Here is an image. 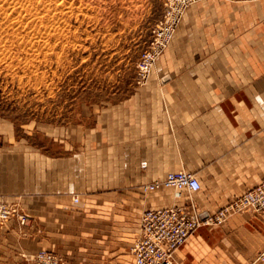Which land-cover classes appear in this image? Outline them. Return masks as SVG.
<instances>
[{
	"label": "crops",
	"instance_id": "0c3cea01",
	"mask_svg": "<svg viewBox=\"0 0 264 264\" xmlns=\"http://www.w3.org/2000/svg\"><path fill=\"white\" fill-rule=\"evenodd\" d=\"M82 117L52 135L59 154L0 136V202L28 216L0 229V264L41 251L69 264H135L142 214L178 203L173 190L144 186L196 174L198 210L214 214L264 180V0L197 5L144 84ZM261 252L264 218L248 212L199 228L175 261L243 264Z\"/></svg>",
	"mask_w": 264,
	"mask_h": 264
},
{
	"label": "rangeland",
	"instance_id": "374dc122",
	"mask_svg": "<svg viewBox=\"0 0 264 264\" xmlns=\"http://www.w3.org/2000/svg\"><path fill=\"white\" fill-rule=\"evenodd\" d=\"M208 1L0 0V136L59 154L55 131L127 96L158 27Z\"/></svg>",
	"mask_w": 264,
	"mask_h": 264
},
{
	"label": "built area",
	"instance_id": "2783aa9c",
	"mask_svg": "<svg viewBox=\"0 0 264 264\" xmlns=\"http://www.w3.org/2000/svg\"><path fill=\"white\" fill-rule=\"evenodd\" d=\"M180 11L155 31L152 51L146 53L140 64L138 85L144 84L153 65L164 53L179 26ZM173 190L177 204L146 210L140 220L138 239L131 248L135 264H177L175 254L189 238L202 226H221L227 219L244 213H254L264 218V180L243 194L231 199L214 214L200 212L195 203V195L203 189L196 174L185 170L172 172L165 180L143 187L149 194L159 188ZM74 203L79 202L75 196ZM28 216L17 204L0 202V229L10 221L17 220L24 226ZM26 264H69L62 256L48 251H41L30 257L24 256ZM264 259V253L254 262Z\"/></svg>",
	"mask_w": 264,
	"mask_h": 264
},
{
	"label": "bare ground",
	"instance_id": "6f19581e",
	"mask_svg": "<svg viewBox=\"0 0 264 264\" xmlns=\"http://www.w3.org/2000/svg\"><path fill=\"white\" fill-rule=\"evenodd\" d=\"M172 39H173V38H172ZM171 41H172V40H171ZM169 46H170V44L168 45V47H169ZM168 47H167V49H168ZM167 49H166V50H167ZM166 50H165V51H166ZM165 51H164V52H165Z\"/></svg>",
	"mask_w": 264,
	"mask_h": 264
}]
</instances>
